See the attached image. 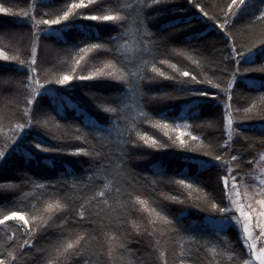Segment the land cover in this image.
<instances>
[{"label": "snow or ice", "instance_id": "1", "mask_svg": "<svg viewBox=\"0 0 264 264\" xmlns=\"http://www.w3.org/2000/svg\"><path fill=\"white\" fill-rule=\"evenodd\" d=\"M174 2L175 0H63L60 7H51V0L49 4L40 5L37 0H29L28 7L19 11L0 4V13L29 21L33 36L27 59L0 49V61L15 63L27 72L26 83H22L26 95L23 106L19 108L20 118L10 121L6 127L4 117L0 115V161L6 160L10 149L15 152L21 147L29 158L43 153L85 156L102 161L99 166L93 165L92 174L86 177L87 183L73 175L72 183L68 185L72 191L63 196L59 192L68 184L64 177L58 183L24 177L22 183L30 190L21 194V206L8 211L0 210V264H125V254L131 253L126 242L117 233L104 232L106 240L99 251H96L91 247L99 243L95 235L81 232L76 227L66 229L64 226L69 222L67 219L59 224L55 223L70 208L74 210L71 220L73 225L81 221L99 224L102 231L106 225L115 224L120 227L130 208L146 214V226L133 222V227L138 235L143 232L149 237L152 241L151 249L156 256L146 253V258L141 259L139 264H169L170 250L172 264H201V261L204 264H264V149L255 152L252 159H246L244 149L235 147L237 140L248 139L242 134L240 124L256 118L264 120V94L252 98L244 107L233 104V88L237 78L251 72L264 73V63L255 67H241L242 62L252 64L256 55L264 57V32L250 45L238 46L235 41L232 30L234 21L248 15L249 0H230L221 8L223 15L219 19L196 0H186L198 10L202 18L212 21L213 26L226 38L227 55L222 56L218 70L227 72L228 79L222 87L220 81L208 78L202 61L194 58L191 53L187 54V58L201 69L200 74L204 79H198V74L184 70L168 59H160L159 65H166L175 73L168 74L158 66L156 33L149 28L148 21L163 14L161 5ZM260 3L264 5V0H260ZM38 7L48 9L42 11L39 18L36 14ZM150 9L157 11L150 16ZM76 21L94 23L77 24ZM246 23L248 26L264 25V7L252 13ZM59 26L69 30L80 28L83 39L73 47L69 70L59 74L46 72L42 81L37 61L40 35L55 29L53 34L62 38ZM101 26L108 27L115 34L102 41L98 32H93V29ZM171 27L183 31L174 21ZM173 52L176 55H186L181 49H173ZM101 53H111L114 59L102 58ZM229 63L233 65L230 71ZM149 72L152 73L151 76L148 75ZM158 78L180 84L181 91H188L193 96L207 98L210 93L204 89L193 90L186 87L189 84H207L219 89L225 97L220 100L224 108L222 142L217 139L215 143H205L201 136L192 134L191 124H178L174 120L170 123L164 116L154 118L144 110L142 104L129 102L136 100L137 96L143 99L147 93L142 84L158 83ZM74 80H108L126 86L124 93L96 105L100 111L109 114L108 127L116 130L115 140L110 134H95L97 144H92L89 136L94 135L93 132L83 131L78 125H61L54 116L39 109L38 98L50 91L47 85L64 87ZM125 97L128 98L127 101ZM211 98L215 100L218 96L212 95ZM238 116H242V119L238 120ZM141 122H147L161 131L171 142L170 145L141 131L138 127ZM34 129L43 130L44 135L55 143L48 144L43 139H35L32 135ZM99 131L97 129V133ZM133 134L135 141L131 139ZM74 144L79 146H72ZM261 144L264 145V141ZM129 145L152 149L176 146L210 158L202 160L200 166L219 170V198L208 192L198 181L187 178L173 180V183L186 191L183 199L179 195H167L165 198L179 204L192 201L193 207L218 217L216 223L219 230L214 231L211 236L192 234L195 230L182 229L178 225V218L170 217L162 209L158 210L154 202L142 198L135 189L134 175L130 176L124 168ZM248 147L252 148V145L249 144ZM96 179H102L103 185L90 196L80 195ZM152 184L155 185L156 181H152ZM18 187V184H0V191ZM49 189L54 191L50 193ZM30 200L34 202L27 203ZM9 221L15 223L9 224ZM229 228L237 231L236 245L221 234ZM51 229H59L55 240L47 236ZM42 237L45 243L38 245L36 242ZM128 264L133 262L129 260Z\"/></svg>", "mask_w": 264, "mask_h": 264}, {"label": "trees", "instance_id": "2", "mask_svg": "<svg viewBox=\"0 0 264 264\" xmlns=\"http://www.w3.org/2000/svg\"><path fill=\"white\" fill-rule=\"evenodd\" d=\"M28 2L29 0H0V4L11 8L13 11L26 9ZM196 2L204 5L206 11L219 19L223 15L221 8L230 0H196ZM49 3L50 0H37L38 5ZM62 3L63 0H51V7H60ZM249 4L248 15L238 17L232 28L238 46L250 45L258 40L261 33L264 32V25L248 26L246 23L251 14L257 12L264 5L260 3V0H249ZM177 8L181 11H174ZM45 10L48 9L38 7L37 17L39 18L40 13ZM160 10L162 15L148 21L149 28L156 33L157 63L160 59H168L176 63L178 67L198 74V79H204V76L200 74L201 69L187 58V54L191 53L194 58L202 61L208 78L218 80L222 87L225 86L228 73H222L218 69L221 66L222 56L227 55V41L224 35L213 26V22L202 18L198 10L193 5L188 4L186 0H175L174 3L161 5ZM156 11L157 9H150L148 15L151 16ZM173 21L179 24L183 31L171 27ZM181 21H185V23H180ZM188 21L190 23H187ZM76 23L89 24L94 22L76 21ZM59 27L63 33L62 38H57L53 34L55 29L42 32L40 35L37 61L42 81L46 72L59 74L69 70L73 47L83 39L80 28L69 30L63 26ZM31 32L29 21L0 13V49L10 55L19 54L23 59L29 58L33 43ZM93 32H98L102 41L115 34L113 30L105 26L93 29ZM129 46L131 47V43ZM173 49L184 50L186 55H176ZM44 55L48 58L45 59ZM100 55L102 58L114 59L111 53H101ZM261 63H264V57L256 55L253 57L252 64H243L242 62L241 67H255ZM158 66L168 74L175 75L166 65H159L158 63ZM232 67L233 65L229 63V71ZM26 75V70L19 68L15 63L0 61V115L4 117L6 127L10 121L20 118L19 108L23 106L26 95L22 83H26ZM148 75L151 76L152 73L149 72ZM158 79V83L144 82L142 88L147 95L143 99L137 96L136 100L129 102L142 104L144 110L154 118L158 119L160 116H164L170 123L174 120L178 124H191L193 126L191 128L192 134L201 136L205 143L209 141L215 143L217 139L222 142L224 108L220 100L225 97L219 89L212 88L207 84H189L186 86L193 90L204 89L209 91L210 96L205 98L193 96L188 91H181L182 86L173 81ZM46 87L50 91L38 98L40 110L54 116L61 125H78L83 131L93 132L94 135L89 136L92 144H97V140L94 138L95 134L102 136L110 134L115 140L117 137L116 130H110L108 127L109 114L100 111L96 105L103 100L124 93L125 85L108 80H74L68 86L50 84ZM261 94H264V73L251 72L241 75L237 78L233 88V104L236 107H244L252 98ZM212 95H217L218 99H212ZM153 97L157 98L153 99ZM125 100L127 101L128 98L125 97ZM131 114L130 111L129 115ZM237 119H242V116H238ZM138 127L141 131L160 139L166 145H170L171 142L168 141L167 137L163 136V133L158 129L151 127L149 123L141 122ZM240 128L243 129L242 134L248 139L247 141L237 140L235 147L243 148L245 158L252 159L255 152L264 149V145L261 144V141H264V120L256 118L244 121L240 124ZM97 129L100 130L98 133ZM53 131H55L54 126ZM32 135L35 139H43L48 144L55 143L44 135L43 130L34 129ZM131 139L136 140L135 134ZM249 144L252 145V148L248 147ZM72 146L79 145L74 144ZM9 151L10 155L7 156L6 160L0 161V184H18L20 187L0 191V210L3 211L13 210L21 206V194L30 190L22 183L25 176L54 183H58L61 177H64L68 184L59 192V195L63 196L72 191L68 185L72 183L73 175L78 177L80 181L87 183L86 177L92 174L93 165L99 166L102 162L92 157H73L64 154L40 153L35 158H29L23 147L15 152H12L11 149ZM127 152L129 155L124 158V168L130 176L134 175L135 189L140 192L142 198L154 202V206L158 210L162 209L170 217L178 218V225L182 229L195 230L192 234L211 236L214 231L219 230V225L211 223V221H217L218 217L210 216L208 212L193 207L192 201L179 204L165 198L167 195H179L182 199L186 196V191L173 183V180L180 178L198 181L208 192L219 198V188L217 187L219 170L214 167L204 168L200 166L202 160L210 158L203 157L198 152L182 150L176 146L152 149L147 146L132 147L129 145ZM152 181H156V184L153 185ZM103 182L102 179H96L88 188L81 191L80 195L84 197L92 195L103 185ZM48 191L51 193L54 189ZM30 202L34 201L30 200L27 203ZM73 216L74 210L70 208L66 213L61 214L55 223L59 224L62 220L67 219L69 222L64 226L66 229L76 227L81 232L95 235L99 243L93 244L91 247L96 251H99L106 240L104 232H115L126 242L129 253H131V255L125 254V264H128L129 260L133 264H139L141 259L146 258V253H150L152 257L156 256V253L151 249L152 241L149 237L143 232L138 235L133 227V222L143 226L147 224L146 214L136 209L130 208L120 227L115 224L106 225L103 231L99 224L92 225L81 221L73 225L71 223ZM8 223L13 224L15 222L9 221ZM58 231L59 229H51L47 236L55 240ZM221 234L226 235L228 240L236 245L237 231L235 228L226 229ZM212 238L215 239V237ZM36 243L41 245L45 243V240L42 237ZM237 247L239 248L238 245ZM203 255L202 252L201 256ZM169 264H172L171 250L169 251ZM201 264H204V261H201Z\"/></svg>", "mask_w": 264, "mask_h": 264}, {"label": "rangeland", "instance_id": "3", "mask_svg": "<svg viewBox=\"0 0 264 264\" xmlns=\"http://www.w3.org/2000/svg\"><path fill=\"white\" fill-rule=\"evenodd\" d=\"M44 58L47 59L48 56L44 55ZM211 223L217 224L216 221H211ZM218 225V224H217Z\"/></svg>", "mask_w": 264, "mask_h": 264}]
</instances>
